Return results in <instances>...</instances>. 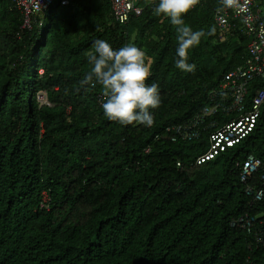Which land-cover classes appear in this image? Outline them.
I'll return each instance as SVG.
<instances>
[{
	"label": "trees",
	"instance_id": "trees-1",
	"mask_svg": "<svg viewBox=\"0 0 264 264\" xmlns=\"http://www.w3.org/2000/svg\"><path fill=\"white\" fill-rule=\"evenodd\" d=\"M157 3L125 24L109 0L55 3L48 19L35 15L22 29L13 0L0 1V264H264V216L251 231L240 222L264 211V196L245 190L261 186L264 162L241 181L249 153L264 159V108L257 128L202 164L211 129L193 140L166 132L209 104L244 65L250 39L237 31L214 41L220 3L202 0L182 17L207 33L189 50L195 71L182 72L176 28L154 14ZM97 39L135 45L151 60L147 83L161 98L152 126L108 120L101 87L80 85ZM255 81L252 97L264 88ZM43 190L50 210L38 207Z\"/></svg>",
	"mask_w": 264,
	"mask_h": 264
},
{
	"label": "built area",
	"instance_id": "built-area-1",
	"mask_svg": "<svg viewBox=\"0 0 264 264\" xmlns=\"http://www.w3.org/2000/svg\"><path fill=\"white\" fill-rule=\"evenodd\" d=\"M1 1V0H0ZM72 0H13L14 7L23 14L22 29H32L34 16L42 15L55 3L63 6L69 5ZM140 0H109L112 14L120 23H127L132 16H140L147 5L140 4ZM159 2L156 0L155 3ZM202 0H200V3ZM243 11L227 9L223 12L216 11L215 22L219 27L221 36H227L241 31L249 39V55L244 65L237 66L229 71L218 89L211 90L208 94L209 104L201 109L193 121L185 125H175L167 130L172 134V140H193L201 137L203 130L216 128L210 133V146L208 150L196 159L197 164L213 159L226 149L235 146L250 134L258 125L264 108V88L257 90L255 96H250L255 80L264 79V0H239ZM19 35V32L17 33ZM39 100L49 104L46 94L41 92ZM264 159L255 153H249L243 162L241 181L247 180L263 165ZM261 186L246 185V193L253 195L254 200L264 196V173L261 175ZM47 197L48 200L44 198ZM50 196L44 192L40 207L49 209ZM264 216V213L262 214ZM256 217L240 218L241 226L252 227Z\"/></svg>",
	"mask_w": 264,
	"mask_h": 264
},
{
	"label": "clouds",
	"instance_id": "clouds-1",
	"mask_svg": "<svg viewBox=\"0 0 264 264\" xmlns=\"http://www.w3.org/2000/svg\"><path fill=\"white\" fill-rule=\"evenodd\" d=\"M155 2L156 0H153V3ZM219 3L218 12H223L227 9L237 12L244 10L239 0H219ZM199 4L200 0H159L153 9L155 15H163L175 26L178 41L175 66L186 73H192L196 69L194 63L188 62L189 50L198 46L202 37L207 33L204 30L194 31L185 24L182 17ZM234 33L231 35H234ZM93 48L94 51L87 54V62L91 66L90 70L84 73L83 78L80 80V85L82 87L86 86L85 91L94 89L97 85L101 87L103 96L106 98L101 107L103 115L108 120L118 122L123 126L136 124L146 127L152 126L155 120L151 110L159 108L161 98L159 85L147 83L152 72L151 60L147 58L146 53L135 45H124L114 49L110 43L102 39H97ZM185 124L187 122L172 124L168 127ZM167 128L166 132L171 134ZM214 130L216 128H211L210 133ZM44 192L50 196L48 191L43 190L40 201ZM50 199L52 200L51 196ZM51 200L48 203L49 209L46 207L41 208L39 201V209L50 210ZM262 214L256 216V219ZM255 221L252 223V227ZM232 224H237V221ZM252 227L250 230L246 229L251 231Z\"/></svg>",
	"mask_w": 264,
	"mask_h": 264
},
{
	"label": "rangeland",
	"instance_id": "rangeland-1",
	"mask_svg": "<svg viewBox=\"0 0 264 264\" xmlns=\"http://www.w3.org/2000/svg\"><path fill=\"white\" fill-rule=\"evenodd\" d=\"M0 8H1V6H0ZM52 8V7H51ZM50 8V9H51ZM50 9L49 10H46V19H48V17L49 16H51V12H50ZM217 33V35L214 37V41H221V42H223V41H226V40H229V38L227 37V38H224L223 36H221L222 34H221V32H219V30H217L216 31ZM40 96H42L41 94H39V98H40ZM45 200H48V198L47 197H45L44 198Z\"/></svg>",
	"mask_w": 264,
	"mask_h": 264
}]
</instances>
